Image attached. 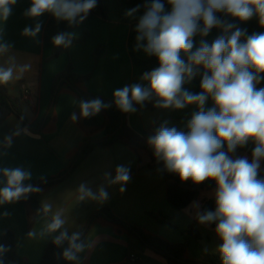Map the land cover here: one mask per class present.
I'll use <instances>...</instances> for the list:
<instances>
[{
	"label": "clouds",
	"instance_id": "clouds-1",
	"mask_svg": "<svg viewBox=\"0 0 264 264\" xmlns=\"http://www.w3.org/2000/svg\"><path fill=\"white\" fill-rule=\"evenodd\" d=\"M16 3L17 0H0V21L7 22ZM96 6L97 0H31L23 15L38 18L50 13L58 21L73 25L82 23ZM141 8L143 14L136 18ZM125 15L137 21L136 50L155 57L158 67L143 73L141 82L114 90L116 107L123 113L135 112L134 105L153 98L154 107L160 109L195 106L184 128L164 121L147 144L156 161L162 163V170L178 176L181 183H215V210L197 212V219L202 225L215 222L221 264H264V176L260 174L264 162V87H258L264 80V31L248 34L239 26L257 17L264 29V0H144ZM41 27L39 22L34 27L26 26L22 35L35 37ZM213 29L220 34L209 42L204 38ZM196 36L200 37L198 44L194 43ZM52 42L68 47L71 34L59 33ZM11 47L0 42V54ZM28 68L23 65L18 71L22 74ZM14 71L15 64L0 66V84L9 83ZM197 76L200 91H190L185 85ZM110 106L99 98L81 100L79 115L88 118ZM11 143L12 137L6 136V146ZM250 143L254 145L251 158L236 155L238 148ZM0 173L6 178L5 186L0 188V204L40 191L24 183L31 179L27 170L2 168ZM109 177V183L122 185L123 192L130 170L118 165L114 176L105 174L106 179ZM78 192L80 200L108 197L103 187L94 193L86 183L79 186ZM193 207L199 204L194 201ZM50 210L51 205H43L45 213ZM64 225L65 220L57 212L45 231H59L53 243L59 246L67 242L62 256L77 262L86 245L79 232L69 234ZM4 251L0 245V253Z\"/></svg>",
	"mask_w": 264,
	"mask_h": 264
},
{
	"label": "crops",
	"instance_id": "crops-1",
	"mask_svg": "<svg viewBox=\"0 0 264 264\" xmlns=\"http://www.w3.org/2000/svg\"><path fill=\"white\" fill-rule=\"evenodd\" d=\"M102 2L105 18L88 15L84 25L70 32L79 37L86 29L89 33L87 40L53 59H50L53 43L43 39L44 27L48 19L53 17L50 13L38 18L26 17L23 13L30 7L31 0H17L7 22L0 21V42L12 46L8 52L0 54V66H16L13 79L0 86L16 97L20 96L22 85L28 90L27 100H21V110L28 124H39L52 105L48 120L39 130L30 129L13 114L0 121V169L20 167L29 171L31 179L25 181V184L59 176L71 166L84 143L105 137L102 128L83 124L84 118L79 115V102L83 99L66 84L59 86L51 103L54 77L68 62L72 63L76 74L86 77L77 83L81 91L112 101L114 90L141 82V68L131 59L128 37L134 31L136 18L143 14V9L136 13V18H130L125 15L127 11L120 13L117 0ZM143 2L137 0V4ZM37 22L42 27L35 37L22 35L26 26L34 27ZM239 26L246 28L248 34L264 31L257 17ZM219 34L218 29H213L204 39L211 42ZM199 40V36L194 37L195 44ZM135 45L134 38L130 44L132 54L141 60L148 59L142 50H136ZM98 47H102V54L95 62L94 51ZM23 65H29V68L21 74L18 70ZM17 75L19 79L15 78ZM185 87L193 92L200 91L198 82L192 81ZM258 87H264V80ZM155 102L153 98L143 105H134L136 111L125 115V125L139 138L150 133L157 123L164 121H168L169 126L184 128L195 108L160 109L154 107ZM73 115L77 118L73 119ZM6 136L12 137L10 147L5 144ZM141 144L150 148L143 141ZM253 146L250 143L246 148H238L236 155L251 158ZM154 164L144 148L135 149L120 142L95 147L63 179L41 190L37 197L39 205L43 209L44 204H49L51 210L36 215L30 226L29 212L22 204L17 201L0 204V237L4 230L13 231L18 256L28 264H39L47 243L59 233L45 231L55 213H61L65 220L64 228L73 233L80 232L99 209L108 208L118 218L151 235L172 244L183 243L187 259L199 260L206 254L218 253L220 240L215 233V222L202 225L197 219L202 202L214 199L215 183L205 181L198 185V193L191 203L183 209H177L168 202L166 183L158 175ZM118 165H124L130 170V180L123 185V192L120 191L122 185L109 183L112 177L105 178L106 173L114 176ZM260 174L264 176V162ZM5 180L0 173V188L5 186ZM82 183H86L94 193L103 187L108 193L107 199L93 200L86 197L80 200L78 188ZM194 201L199 204L198 208L193 207ZM158 212L166 216L162 223L149 215ZM82 241L86 245L85 250L78 254L79 260L71 264H119L129 257H135L139 264H168L164 257L146 249L135 235L101 216L92 219Z\"/></svg>",
	"mask_w": 264,
	"mask_h": 264
},
{
	"label": "trees",
	"instance_id": "trees-1",
	"mask_svg": "<svg viewBox=\"0 0 264 264\" xmlns=\"http://www.w3.org/2000/svg\"><path fill=\"white\" fill-rule=\"evenodd\" d=\"M117 4L120 13H122L123 11H128L129 9L135 7L137 5V0H117ZM89 15H95L100 18H105L102 0H97V6L89 13ZM121 17L123 18V16ZM85 20L79 24L69 25L66 21H58L56 18L51 17L48 19L44 27L43 39L44 41L52 42L53 37H55L59 33L71 34L70 32L76 27L84 25ZM123 20L125 21L124 18ZM88 36V31L84 29L81 36L79 37H75L71 34V44L68 47L55 46L53 44V50L50 59L56 58L61 54L68 53L69 49L72 46L84 43L87 40ZM135 36V31H131L128 37V50L130 52L133 63L141 68V73L143 74L145 72H148L149 70H153L154 68L158 67V62L155 57H149L146 60H141L136 58L132 54L130 50V44L135 38ZM101 54L102 47L96 48V50L94 51L95 62L98 61ZM84 79H86V77L76 74L72 63L68 62L63 68V70L58 72L54 77L51 86V103H53L58 92V88L62 84H66L69 88L74 90L83 100L99 98L105 103H109L111 105L110 107L102 109L96 115L83 119V124L85 126L102 128L105 137L101 140H90L84 143L78 153L75 155L74 161L71 163V166L59 176L55 178L39 180L36 183L31 184L33 186L38 187L40 191L31 192L27 195V198H21L17 201L22 204L29 212V226L31 224L32 219L36 215L43 214V209L39 205L37 197L44 187L53 185L63 179L71 170L75 168V166L79 162H81L88 155V153L93 148L105 147L114 142L124 143L135 149L144 148L148 152L151 161L155 163L154 168H156L158 175L163 178L166 183V197L168 202L177 209H183L187 207L197 195L199 190L198 185H193L191 181L181 183L178 176L163 171V165L162 163H158L156 161L153 154V150L141 144V141L147 144L148 138L155 133V130L160 126L161 123H157L152 128L150 133H145L142 138H139V136L132 129L125 125L124 118L127 113L121 112L116 107L114 101L104 97L87 94L79 89L77 83L83 81ZM193 81L199 83L200 77L197 76L195 79H193ZM51 107L52 105H50L48 109V114L45 119L42 120L39 124H28L21 110V97H16L9 94L5 87L0 86V121L5 119L8 115L13 114L18 117L24 125H28L30 129L39 130L48 120L51 112ZM205 210H215V199H206L202 202L200 212H203ZM149 215L156 219L159 223H162L166 219V216H164L160 212L149 213ZM97 216H101L109 222L121 225L129 233L135 235L146 249L151 250L164 257L168 261V264H221V260L218 253L206 254L199 260L187 259L185 257V248L183 243L172 244L159 236L151 235L145 232L142 228L136 227L124 221L123 219L118 218L108 208L99 209L91 217L85 227L79 232L81 234V240L85 231L88 229L92 219ZM213 223L209 224L212 225ZM54 238L47 243L39 264H71L70 261H66L62 256L63 250L67 247V242H64L63 244L57 246L53 243ZM0 245L4 246V248L6 249V251L0 253V264H28L23 261L15 251V234L13 233V231H3L0 237ZM119 264L139 263L137 259H134L132 261L131 257H129L126 261Z\"/></svg>",
	"mask_w": 264,
	"mask_h": 264
},
{
	"label": "built area",
	"instance_id": "built-area-1",
	"mask_svg": "<svg viewBox=\"0 0 264 264\" xmlns=\"http://www.w3.org/2000/svg\"><path fill=\"white\" fill-rule=\"evenodd\" d=\"M28 90L22 85L21 86V93H20V97L21 100L25 101L28 98ZM134 259H136L135 257H131V260L133 261Z\"/></svg>",
	"mask_w": 264,
	"mask_h": 264
}]
</instances>
